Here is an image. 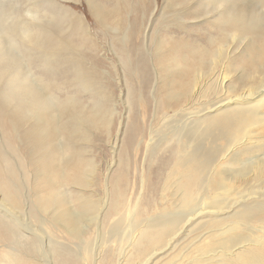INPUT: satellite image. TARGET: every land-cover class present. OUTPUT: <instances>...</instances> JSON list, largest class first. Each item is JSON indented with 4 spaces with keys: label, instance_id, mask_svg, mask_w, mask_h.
I'll use <instances>...</instances> for the list:
<instances>
[{
    "label": "rangeland",
    "instance_id": "374dc122",
    "mask_svg": "<svg viewBox=\"0 0 264 264\" xmlns=\"http://www.w3.org/2000/svg\"><path fill=\"white\" fill-rule=\"evenodd\" d=\"M0 8L15 27L0 34V264H191L212 230L229 229L218 237L232 241L262 234L264 182L234 181L227 188L239 195L217 197L224 182L213 174L203 200L180 208L160 167L177 132L188 134L178 112L216 96L208 86L191 107L178 102L185 67H208L222 43V74L211 81L235 87L226 96L244 91L241 82L260 84L264 0H0ZM34 92L53 105L37 107ZM60 105L79 130L61 129ZM253 133L240 161L264 156V124ZM195 142L181 138L186 152ZM159 214L178 220L163 241L150 225Z\"/></svg>",
    "mask_w": 264,
    "mask_h": 264
},
{
    "label": "bare ground",
    "instance_id": "6f19581e",
    "mask_svg": "<svg viewBox=\"0 0 264 264\" xmlns=\"http://www.w3.org/2000/svg\"><path fill=\"white\" fill-rule=\"evenodd\" d=\"M26 13L32 18H36V14L28 10ZM5 15L2 9L0 12V34L14 33L15 27L13 24H7L5 21L6 18L4 20L1 19V17ZM28 30L25 28L21 31L20 35L24 38H29L30 34ZM225 53V46L220 43L216 46L214 52L211 53L208 67H206V64H203L202 61H199L196 67H194L195 65H189L181 71L179 81L176 83L181 87V92H178L177 96L174 94L173 96L177 99L180 98L178 102L182 100L184 105H189V107L193 105L191 102L194 99L207 96L208 86L210 91L214 92L216 96L212 101L209 99H205V101L200 99L198 108L193 111H179L177 114L179 117H184L183 125L189 126L187 130L188 134L184 136L185 133H183L184 135L181 133L179 135V132H177L175 144L170 147L168 156L162 160L160 167L161 171L167 168L164 188L170 192L169 195L172 198L171 203L173 206L177 204L180 208L190 207L192 203L197 202V199L203 200L205 195L199 193L203 191L204 183L209 181L213 174L221 175L224 182L223 188L219 189V192L214 193L217 197H220V195L226 196L222 195V193H231L232 190V194L239 195L240 191L227 188L228 185L234 181L246 184L245 187L249 185L248 183H256L254 185L258 186L260 183L264 182V156L256 159L255 157L257 156L242 161L239 160L244 150L252 148L253 143L256 142L258 138L257 135L253 133V128H257L259 125L264 124V112L260 113L258 110L262 102V106H264V63L258 81V83L260 82L259 85L253 86L241 82L242 87L245 88L244 91L226 96V92L230 89V86H226L222 78L219 79L218 84L213 83V78L217 77L216 80H218L222 74V71L218 70V67L224 65ZM231 88L230 91L234 92L235 87L231 86ZM31 99L34 103L39 102L40 105L36 106L40 109L42 108L44 111L47 109L46 106L49 108L53 105L51 102L52 99H42V97L38 96L37 92L31 95ZM17 100L18 103L23 104V106L27 103L25 96L22 94H18ZM70 110L68 106L60 105L59 108H56V111H58L57 117L62 121L61 129L69 132L68 127H71L72 131L76 132L79 130V126L72 119V112H70ZM88 123H91V120H89ZM184 129H187V127ZM37 133L38 128H34L30 131L33 143L42 141V138H39ZM182 137L196 138L197 143L195 142V145H191L192 150L189 149L190 151H185L184 145L182 144L183 142L181 143ZM201 140L203 141L200 142ZM219 140H222L223 143L220 144L218 142ZM205 143H209L210 145V147L205 148L208 152H202L204 151L202 148H204L203 146ZM212 144H214V146H211ZM236 165L238 167H234ZM82 181L83 179H74V183L81 188L84 186ZM249 188L250 187L245 189ZM218 200L219 199H214L212 201L215 203ZM241 204L242 203H240V205ZM177 206H175V208ZM198 209H200V207ZM197 211L198 210H195V212ZM193 212H189L188 214ZM253 217V214H249L247 219ZM258 219L260 218H257V220ZM181 221L180 223H182ZM152 222L153 224L150 225L157 229L156 238L158 237L160 241H163L165 238L169 239L172 233L175 230L177 231L178 220L176 217L164 220L159 214V216H154ZM258 229L261 231V235L253 234L252 238H248L244 235L238 240H235L236 238L234 237V241H232L233 239L230 240L231 235L221 239L218 237L221 236L220 234H228L229 229L223 231V228H221L220 230L210 231L207 236L209 239L211 238L210 242H201L199 244L197 247L198 256L192 260L191 264H223L222 262H224L225 259L231 264H264V227L259 226ZM152 232L153 231H151V233ZM236 234L239 233H235V235ZM147 242L149 244L150 241ZM154 244H156V242H154ZM215 249H219L220 251H215ZM150 255L153 254L150 253Z\"/></svg>",
    "mask_w": 264,
    "mask_h": 264
}]
</instances>
